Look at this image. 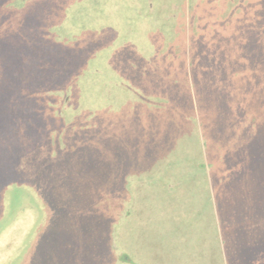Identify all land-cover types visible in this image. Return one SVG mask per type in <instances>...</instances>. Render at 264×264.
<instances>
[{
  "label": "rangeland",
  "instance_id": "1",
  "mask_svg": "<svg viewBox=\"0 0 264 264\" xmlns=\"http://www.w3.org/2000/svg\"><path fill=\"white\" fill-rule=\"evenodd\" d=\"M197 1L196 13L208 21L214 0ZM176 3L156 2L155 14L165 24L153 28H167L162 60L172 59L174 45L181 44L170 33ZM96 4L106 20L92 27L96 38L100 30L94 60L82 44L77 49L82 32H90L83 21L2 23L0 119H19L20 107L28 105L59 132L31 149V165L23 171L0 166L1 184L10 185L0 201V264H228L221 229L212 242L209 182L177 146L179 131L187 137L193 130L178 115V105L193 113L186 75L163 73L148 81L147 73L171 67L170 60L163 67L147 63L142 53L144 11L148 18L153 8L143 0ZM90 61L102 68L96 73ZM179 76L177 99L172 80ZM260 240L240 248L241 263L264 261Z\"/></svg>",
  "mask_w": 264,
  "mask_h": 264
},
{
  "label": "trees",
  "instance_id": "2",
  "mask_svg": "<svg viewBox=\"0 0 264 264\" xmlns=\"http://www.w3.org/2000/svg\"><path fill=\"white\" fill-rule=\"evenodd\" d=\"M98 1L104 0H0V36H4L3 21H24V27L27 21L29 26L31 21H45V25L83 21L90 32H82L77 49L80 50L82 44V49L88 48L94 60L100 30L96 38L92 27L95 21L106 20L102 6L96 4ZM170 1L143 0L144 6L153 8L154 14L147 18L144 11L148 33L142 53L147 63L163 67L170 60L171 66L166 72L161 68L154 75L147 73L148 81L160 79L163 73L186 75L184 85L193 99L189 101L193 113L178 105V115L182 123L193 130L187 137L181 135L183 130L179 131L181 139L177 146L186 153L185 158L190 163H196V170L209 182L208 211L216 220L212 242L216 244L221 229L228 264H264L262 259L254 263L240 261V248L258 245L257 239L264 244V228H261L264 225V0H239L240 4L238 0H214L208 21H203L202 15L196 13L197 0H179L180 5L176 3L173 14L177 21L170 25V33L181 44L174 45L179 48L172 59L162 60L167 49L162 46L161 37L167 40V28H153L155 23L165 24L155 14L156 2ZM187 4L191 5L195 21H191ZM88 42L90 47H87ZM92 63L95 62L91 65L97 67V73L102 65ZM164 79L169 80V76ZM172 82L178 85L175 98L179 99L182 80L179 76ZM22 96L18 99H25ZM29 102L34 103L31 99ZM182 123L180 129L184 128ZM54 126L42 122L40 115H34L28 105L20 107L19 119L14 116L0 119V166L26 169L31 162V149L42 147L46 139L51 141L55 137L50 135L51 131L59 132ZM9 186L0 181V201ZM16 223L23 225L19 219ZM28 224L19 229L26 231ZM257 230L263 236H259ZM42 231H45L44 226L39 229L40 233ZM217 245L221 248L220 243Z\"/></svg>",
  "mask_w": 264,
  "mask_h": 264
}]
</instances>
